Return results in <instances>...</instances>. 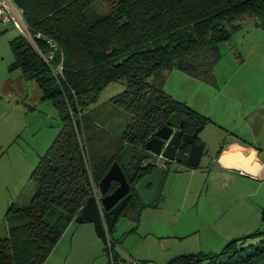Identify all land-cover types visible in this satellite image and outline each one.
I'll use <instances>...</instances> for the list:
<instances>
[{"label":"trees","instance_id":"1","mask_svg":"<svg viewBox=\"0 0 264 264\" xmlns=\"http://www.w3.org/2000/svg\"><path fill=\"white\" fill-rule=\"evenodd\" d=\"M100 1L108 7L106 12H99ZM14 2L24 8L44 52L50 48L38 39V33L57 43L55 60L63 59L64 70L56 78L25 35L10 41L14 61L9 70L21 71L23 80L38 83L43 99L57 108L61 128L32 171L36 192L31 204L13 206L7 212L10 228L6 238L0 239V264H46L122 149L144 147L172 114L184 119L187 132L211 121L163 90L166 74L178 70L212 83V72L222 58L218 45L240 29L238 22L247 16L264 29V0ZM117 81H124L126 88L110 102L130 117L118 136L100 124L95 108L90 110L104 88ZM182 164L188 167L186 160ZM152 169L145 166L138 179ZM86 176L90 185L85 184ZM135 183L118 219L125 216L138 222L145 208L134 191ZM117 187L112 182L108 192ZM252 234L261 238L247 242L252 237H239L217 254L176 256L168 264H264V232ZM117 243L111 235L104 244L110 264H119Z\"/></svg>","mask_w":264,"mask_h":264},{"label":"rangeland","instance_id":"2","mask_svg":"<svg viewBox=\"0 0 264 264\" xmlns=\"http://www.w3.org/2000/svg\"><path fill=\"white\" fill-rule=\"evenodd\" d=\"M97 5L100 13L106 12L105 3ZM238 23L241 27L231 39L218 45L222 58L212 72V83L178 70L166 74L163 90L211 119L198 136L204 155L197 171H176L172 166L159 190L163 199H158L156 207L145 206L138 222L125 216L117 219L107 235L118 240L115 252L120 255L119 264H167L169 261L163 259L169 253L187 246L205 252L214 249L217 254L233 240L222 243L220 232L234 226L232 222L224 225L225 215L230 218L241 210L249 214L253 206H262L260 218L264 223V169L257 181L218 170L217 164L220 149L239 142L258 151L259 162L264 165V29L247 16ZM20 35L14 24H0V239L9 233L8 210L31 204L36 192L32 171L61 128L57 108L43 99L38 83L23 80L21 71L9 70L14 61L10 41ZM125 88L124 81L110 84L90 107L95 108L100 124L116 136L122 134L130 117L110 101ZM239 195L243 197L242 207L222 209L209 203L214 196H226L230 201ZM86 226L92 229L94 241L86 235ZM71 228L63 244L64 255L50 264H110L94 224Z\"/></svg>","mask_w":264,"mask_h":264},{"label":"water","instance_id":"3","mask_svg":"<svg viewBox=\"0 0 264 264\" xmlns=\"http://www.w3.org/2000/svg\"><path fill=\"white\" fill-rule=\"evenodd\" d=\"M178 122L179 116L177 114L170 115L166 125L159 128L156 135L145 142L144 152L129 146L122 149L117 156L118 161L108 168L107 174L99 182L98 195L100 198L91 195L85 205L82 206V211L74 219V222L77 224H83V222L94 224L95 234L100 237L103 244H106L109 241L107 234L114 230L118 217L132 198L131 183L136 182L134 191L140 196L145 206H151L157 201L163 176L170 173V168L169 166L154 167L146 176L138 179L141 168H144L140 166L148 158V154L172 161L179 146L183 148L186 145H191L192 149L187 158V166L196 169L201 162L204 145L197 143L195 137L204 128L198 126L193 134H187L179 130L175 131L178 128ZM257 157L258 151L254 149L249 150L248 153L230 149L222 151L217 164L221 168L240 172L246 177L258 178L263 169V164L259 162ZM88 179L86 176L85 184L90 185ZM112 182L118 183V187L114 191L108 192ZM252 235L247 236V238H251Z\"/></svg>","mask_w":264,"mask_h":264},{"label":"crops","instance_id":"4","mask_svg":"<svg viewBox=\"0 0 264 264\" xmlns=\"http://www.w3.org/2000/svg\"><path fill=\"white\" fill-rule=\"evenodd\" d=\"M230 149H232V150L237 149V150H239L241 152L248 153V151L251 150L252 148H249V147L246 148L245 146H242L241 144H239V142H235L234 144H231L229 146V148H227V149L222 147V149H220V152H219L220 154L218 155V158L222 154V151H228ZM258 156H259V154H258ZM199 168L200 167H197L196 169H193V168L192 169L191 168L188 169V167H184V169H188V171H191V172L197 171V169H199ZM218 168H219L218 170H221V171L224 170V171H227V172H233L234 174L238 173L239 176L246 177L244 175H241V173L237 172V171L235 172V171H232V170H227L226 168H221L219 166H218ZM263 169H264V165H263ZM263 169H262V171H263ZM262 171H261L260 174H262ZM260 174H259L258 178H253V177H250V176L246 177V178H251L253 180L259 181L261 179ZM218 187L222 188L221 186H218ZM160 197H161V199H163L162 198V194H161ZM231 199L232 200L228 201V197H226V196H224V198H222V197L216 198L214 196L209 203H213L214 205H216V207L218 206V207H220L222 209L229 208V207L230 208L231 207L234 208L236 206H239V204L242 207V203L243 202H241V200L243 199V197L241 195H239V197H235V198H231ZM158 203H159V201H158ZM158 203H156V205L153 206V207L158 206ZM257 206L258 207H254V206L251 207L252 212L249 213V214L248 213H246V214L241 213L243 211V210H241V212H238V214L235 213V215L231 216L230 218L229 217L227 218L226 215H225L224 225H225V223L232 222L234 226H232L229 229L227 228V230H225V233H221L220 232V235L222 236L221 239L223 241L222 243H225L226 240H228V239L229 240L230 239H237V238L239 239V237H241V236L242 237H244L245 235L249 236V234L250 235L252 234L251 232L257 233L259 231H264L263 230L264 229V223L261 221V218H260V212H262V206H259V205H257ZM83 223H86V222H83ZM77 225H80V224H77L74 221L71 222V224L68 227V229L66 230V232H64L62 234L60 242L55 247L54 252L46 260V264H50L51 262L53 263V262L59 260V258L63 254V251H64L63 244L66 242V240L68 238V235L71 232V229H72L71 227L77 226ZM75 229H76V227H75ZM85 231H86V235L88 236V238L91 239L92 241H94V239H93L94 237L90 233V231L92 232V229H89V227H87ZM72 240H73V238H72ZM72 240H71V242H73ZM72 244H74V243H70V245H72ZM68 248H69V246H68ZM201 253H203V254H213V253H216V252L214 251V249L210 250V252H205V250L203 248H200V249H198V248H189V246H187V247H184L182 249H178V248L175 249V251L169 253L166 256V258L164 257L165 259H163V260H165L164 262L167 263L168 261L170 262L172 259H175V257L178 256V255L179 256H184V255H188V254L198 255V254H201ZM176 254H178V255H176ZM180 254H182V255H180ZM172 257H174V258H172ZM146 262H148V261H146ZM149 262H151V264H158L156 262L153 263V261H149ZM162 264H164V263H162Z\"/></svg>","mask_w":264,"mask_h":264},{"label":"built area","instance_id":"5","mask_svg":"<svg viewBox=\"0 0 264 264\" xmlns=\"http://www.w3.org/2000/svg\"><path fill=\"white\" fill-rule=\"evenodd\" d=\"M15 0H0V24L3 25H11L14 24L16 29L19 30L23 35L27 36L30 42L35 46L40 55L44 57L47 65L52 69L53 73L57 77H60L63 74V59L60 62H56L55 60V52L57 51V43L54 42L52 38L44 37L43 33H38V39H44V42L50 48L49 51H43L41 46L37 44L36 38L34 37L32 31L29 28V24L27 19H25V10L20 6H17L14 2ZM99 187L94 186V192H92L93 196H97L100 198ZM109 242V241H108Z\"/></svg>","mask_w":264,"mask_h":264},{"label":"flooded vegetation","instance_id":"6","mask_svg":"<svg viewBox=\"0 0 264 264\" xmlns=\"http://www.w3.org/2000/svg\"><path fill=\"white\" fill-rule=\"evenodd\" d=\"M183 122V125H181V123ZM178 128H177V130H175V131H182L183 133H187V134H193L194 133V131L196 130V127H198V126H203V125H197L196 127H195V129H194V131H192V132H187V131H185V129L183 128L184 127V124H185V121H184V119H180L179 118V122H178ZM199 133H201V132H199ZM198 136H199V134L195 137V141L197 142V143H200V144H202V142L199 140V138H198ZM181 144H182V142H181ZM192 148H191V145H186V146H184L183 148H180V146H179V148H178V150L176 151V153H175V158H174V160H172V161H167V160H164V159H162L161 157H157V156H154V155H151V154H148V158L147 159H145V161L142 163V165L140 166V167H145V166H149V167H153V169H154V167H158V166H162V167H167V166H169V168H170V172H171V170H172V166H175V168H176V171H178V169L180 170V169H182V170H184V165L182 164L183 162H184V160H186V162H187V158H188V156H189V152H190V150H191ZM140 151H145V145H144V147H142V148H140L139 149ZM203 154V153H202ZM204 155V154H203ZM203 157V156H202ZM202 160V159H201ZM148 164V165H147ZM199 166V165H198ZM197 166V167H198ZM143 169V168H142ZM142 169H141V171H142ZM152 169V170H153ZM141 171H140V173H139V175L141 174ZM164 177L165 176H163V179H164ZM150 187V186H149ZM131 191H132V188H131ZM131 191H130V193H131Z\"/></svg>","mask_w":264,"mask_h":264}]
</instances>
